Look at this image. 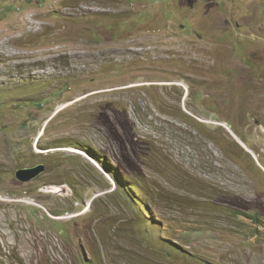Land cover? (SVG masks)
<instances>
[{
    "label": "rangeland",
    "instance_id": "obj_1",
    "mask_svg": "<svg viewBox=\"0 0 264 264\" xmlns=\"http://www.w3.org/2000/svg\"><path fill=\"white\" fill-rule=\"evenodd\" d=\"M0 197V264H264V0H0Z\"/></svg>",
    "mask_w": 264,
    "mask_h": 264
},
{
    "label": "water",
    "instance_id": "obj_2",
    "mask_svg": "<svg viewBox=\"0 0 264 264\" xmlns=\"http://www.w3.org/2000/svg\"><path fill=\"white\" fill-rule=\"evenodd\" d=\"M45 172L44 165H37L33 168L21 169L16 171L15 180L21 184H26L36 180L40 175Z\"/></svg>",
    "mask_w": 264,
    "mask_h": 264
},
{
    "label": "trees",
    "instance_id": "obj_3",
    "mask_svg": "<svg viewBox=\"0 0 264 264\" xmlns=\"http://www.w3.org/2000/svg\"><path fill=\"white\" fill-rule=\"evenodd\" d=\"M71 147H75V146L72 145ZM78 149H80L81 151H83L90 159H92L95 162H97L101 166L102 169L105 168V164L98 160V157H97L98 154H96V151H94L93 149H90L89 150L86 147H84V148L83 147H79ZM105 171L106 172H109L110 175L112 174L111 173L112 172V169H111V165L110 164L108 165L107 169L105 168Z\"/></svg>",
    "mask_w": 264,
    "mask_h": 264
},
{
    "label": "bare ground",
    "instance_id": "obj_4",
    "mask_svg": "<svg viewBox=\"0 0 264 264\" xmlns=\"http://www.w3.org/2000/svg\"><path fill=\"white\" fill-rule=\"evenodd\" d=\"M166 86V85H165ZM68 106V105H67ZM65 107V106H64ZM65 109V108H64ZM63 110V109H62ZM57 114V113H56ZM55 116V115H54ZM40 135H41V133H40ZM233 135V134H232ZM234 136V135H233ZM234 138H236L235 136H234ZM238 142H240L239 140H237ZM240 145H243L241 142H240ZM72 150H74V149H72ZM74 152L75 153H79V151H77V150H74ZM1 198V197H0ZM29 204V203H28ZM32 205V204H31ZM90 209H91V205L89 206V208H88V210H87V212H89L90 211Z\"/></svg>",
    "mask_w": 264,
    "mask_h": 264
}]
</instances>
